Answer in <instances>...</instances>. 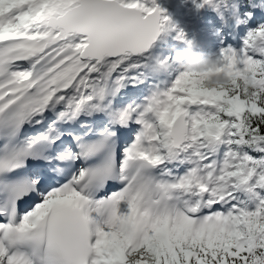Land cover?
Returning a JSON list of instances; mask_svg holds the SVG:
<instances>
[{"label": "snow or ice", "instance_id": "1", "mask_svg": "<svg viewBox=\"0 0 264 264\" xmlns=\"http://www.w3.org/2000/svg\"><path fill=\"white\" fill-rule=\"evenodd\" d=\"M192 3L205 72L155 0H0V264H264V0Z\"/></svg>", "mask_w": 264, "mask_h": 264}, {"label": "clouds", "instance_id": "2", "mask_svg": "<svg viewBox=\"0 0 264 264\" xmlns=\"http://www.w3.org/2000/svg\"><path fill=\"white\" fill-rule=\"evenodd\" d=\"M173 60L180 69L186 72H205L215 68V55L205 54L193 44L188 43L175 51ZM205 82L211 87L226 84L228 80L224 72L213 71Z\"/></svg>", "mask_w": 264, "mask_h": 264}, {"label": "bare ground", "instance_id": "3", "mask_svg": "<svg viewBox=\"0 0 264 264\" xmlns=\"http://www.w3.org/2000/svg\"><path fill=\"white\" fill-rule=\"evenodd\" d=\"M159 1L160 0H155V4L156 5H159L161 7L163 5V3H159ZM176 1L179 4H182V5H180L181 6V9L179 10V15H180L179 17L188 16L189 18L195 19L194 21L192 20V22H194L196 24H199L200 17H202L205 13H207L204 8L197 9L194 6V4L192 3V0H168L167 3H171V2L175 3ZM161 12L164 13L163 10ZM189 13H193L194 15L193 14H189ZM163 15L168 18L169 25H174L177 22V24H176L177 29L176 30H169V31L165 32V34L163 36L164 43H162L158 47V51H164V52H166L168 46L174 45L173 39L171 38L172 35H175V31L182 30V28L184 26H186V23L182 21V18L172 17V19H171V17H169V11H167ZM173 18H175V20ZM189 18L187 19V21H189ZM229 28H231V27L229 26ZM206 32H208V30L205 29V28H203V33L206 34ZM192 33L193 32H191L190 34H192ZM211 39H212V37L210 38V41H211ZM229 43L231 45V40H230ZM195 47L198 48L199 50L201 49V46H195ZM47 115H48L49 118H51V113H48ZM38 130H39V128H30V127H27V126L24 129V131L26 133H33V132H36Z\"/></svg>", "mask_w": 264, "mask_h": 264}, {"label": "rangeland", "instance_id": "4", "mask_svg": "<svg viewBox=\"0 0 264 264\" xmlns=\"http://www.w3.org/2000/svg\"><path fill=\"white\" fill-rule=\"evenodd\" d=\"M177 3V1L174 3V4H176ZM179 4V3H178ZM179 5H182V4H179ZM181 9V8H180ZM205 9V8H204ZM189 14H193V13H189ZM194 15V14H193ZM185 23H186V21H185ZM198 30V29H197Z\"/></svg>", "mask_w": 264, "mask_h": 264}, {"label": "water", "instance_id": "5", "mask_svg": "<svg viewBox=\"0 0 264 264\" xmlns=\"http://www.w3.org/2000/svg\"><path fill=\"white\" fill-rule=\"evenodd\" d=\"M149 1H150V0H149ZM151 1H152V0H151ZM161 35H162V37H163V36H164V33H162Z\"/></svg>", "mask_w": 264, "mask_h": 264}]
</instances>
